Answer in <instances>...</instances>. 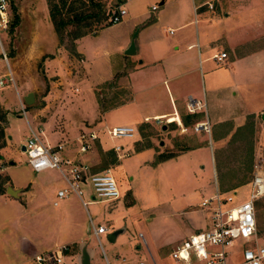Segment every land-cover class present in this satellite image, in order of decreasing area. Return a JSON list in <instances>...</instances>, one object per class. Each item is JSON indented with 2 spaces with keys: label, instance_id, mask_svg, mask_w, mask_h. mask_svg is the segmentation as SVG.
Returning a JSON list of instances; mask_svg holds the SVG:
<instances>
[{
  "label": "rangeland",
  "instance_id": "rangeland-1",
  "mask_svg": "<svg viewBox=\"0 0 264 264\" xmlns=\"http://www.w3.org/2000/svg\"><path fill=\"white\" fill-rule=\"evenodd\" d=\"M67 1H75L76 6L83 4V10L94 15L81 22L78 29L70 28L75 32L89 31L74 41L76 54L66 48L71 45L68 37L64 45L58 47L48 21L46 0H12L20 22L9 31L14 15L9 4V21L6 26H0V76L6 77L10 70L13 77V81L0 89V127L3 129L0 178L4 179V186L8 178L19 187L33 182L40 186V190H34L35 203L29 204L26 195L12 199L0 197V264H34L33 257L22 250L23 244L37 246L41 240L53 239L69 242L76 237L92 251L93 264H107V261L110 264H125V261L126 264L139 261L143 264H184L175 261L170 252L198 229L209 228L211 204L202 206V199L213 194L214 187L221 193L236 189L233 203L249 197L250 185L247 184L255 159L264 160V120L261 115L246 114L257 108L264 98V93L260 92L264 89V68L254 62L247 71L248 64L244 63L234 76L225 63L218 64L210 57L201 62L206 97L210 107L213 104L212 117L216 119H211L215 123L211 131L212 149L204 130H195L196 123L178 135L172 127L163 130L161 123L150 121L137 126L138 134L134 139L110 138L106 128L137 125L136 121L141 124L139 114L167 106H163L168 102L160 96L164 92L160 85L151 92L153 101L147 102L145 98L139 104V111L132 106L109 109L129 99V90L124 87H128L131 80L136 86L149 79L160 81L164 77L161 65L183 58V49L176 52L173 45L180 33L176 28L179 24L173 18L153 22L151 15L146 14L152 3L159 8L160 0H132L124 4L125 8L118 4L120 0H102L101 8L91 6L89 0ZM119 8L126 9L127 15L116 23L109 22L110 14ZM166 29H172V34ZM55 45V52L50 53ZM132 47L134 53L128 54L127 50ZM261 64L264 67V62ZM140 65L143 70L136 71ZM189 65L188 62L166 73L170 76L186 70V74L168 85L172 87L177 83L182 92L199 97L191 90L201 83L197 74H187L191 69ZM235 79L239 86L231 85ZM28 92L34 94L30 104H26L23 97ZM20 102L24 104L25 114ZM233 122L237 123L236 127ZM29 123L44 129L46 143L55 145L60 139L69 141L63 155L70 146L77 149L76 138L86 131L85 127L98 129L104 148L123 145L129 149L125 158L108 164L120 192L119 198L95 202L89 195L91 191L88 193L82 184L83 199L89 202L86 207L72 195L59 206H53L57 188L63 180L55 169L37 173L28 164L21 146L30 135ZM198 134H204V145L196 146L201 140ZM93 152L89 153L93 162L99 163L100 158L102 161L103 156H109L97 149ZM82 154L73 150L74 158ZM5 165H8L6 173L2 171ZM242 182L245 183L240 184ZM63 210L80 223L77 235L69 237L68 225L61 231ZM256 217L258 230L263 231L264 197L257 201ZM89 218L95 225L109 228L107 233L100 235L101 244L90 234ZM113 232L117 234L110 241L108 236ZM65 245V262L72 264L77 257H73V253L80 256V249L75 244ZM243 247L236 241L227 248L230 263L240 259ZM190 264L202 263L193 258Z\"/></svg>",
  "mask_w": 264,
  "mask_h": 264
},
{
  "label": "crops",
  "instance_id": "crops-1",
  "mask_svg": "<svg viewBox=\"0 0 264 264\" xmlns=\"http://www.w3.org/2000/svg\"><path fill=\"white\" fill-rule=\"evenodd\" d=\"M131 1L132 0H123V1L120 0L119 3L120 5L124 7L125 3L131 2ZM153 4L154 3H152L151 7L147 9L146 11V14L151 15V20L153 22H160V21H163L164 19L173 18L174 22L179 24L176 28L180 30V33L174 38L173 45H174V49L176 52H179V48L183 49L184 51L182 55L183 58L180 59L179 61L178 60L170 61L165 65H161L160 70L164 77L160 78V81H154V79H149L146 82H143V85L137 84L136 86L132 82L133 80H131L128 87L126 86L124 87L122 85V87L129 90V95H130L129 99L125 102H121V103L119 102L109 107V109L132 106V107H135L136 111H139L140 110L139 104H141V102L145 98H147V102L153 101L151 98L152 90L156 89L157 86L163 85L164 92L163 94H160V96L162 95L163 98L165 99L164 101L168 102L167 104L165 103L163 106H166V105L167 106L166 107L161 106V108L154 109L153 111L139 114L138 118L142 117L141 120L143 122L140 120L141 124L137 123L138 121H136L135 124L137 125H127V126H133L137 128V126L139 125L148 123L150 121H154V122H157L158 124L161 123L162 125L160 127L163 130H167L166 127L170 126L173 128L174 131H176V133H178V135H181L183 131H187L189 129V126L191 124L204 122L207 124L209 131H206L204 129H202V131L204 130L203 132L207 134V141L210 138L209 146L212 149L213 143H211L210 141L211 135H212L211 131L214 128L215 123L211 121V119L214 121L216 119L212 117V113L214 114L213 104H212V107H210L207 97H206V89H205L206 87H205V82H204L205 73H204L203 66L200 64L201 62L203 63V61L207 60L210 57L211 59L216 61V63L218 64L222 65V63L223 64L225 63L224 65L226 68H228L227 70H229V72L232 73L234 76L237 72V68L244 65V63L248 64L247 71L249 70V68H251L249 66L253 64L254 62H256L255 64H259L261 68H264L261 64V62H264V60H262L264 59V0H160L159 5L161 6L159 8L156 7L155 10L152 9ZM189 13L191 17L189 16ZM48 21L49 23H51V21L49 20V17H48ZM107 26L109 25L103 26L102 28L107 27ZM166 32H168L169 34H172L173 30L166 29ZM55 47L56 45L53 46L52 50H49V52L50 53H52V51L55 52L56 50ZM220 52H226L227 57L221 61H217L214 58V55L219 54ZM210 53L211 55L209 56ZM203 56L205 57L203 58ZM4 58L7 61L6 55ZM188 62L190 64L189 66L191 67V69L187 71V74H191V73L197 74V77H199V80L201 83V85L197 84V86L193 90H191L195 95H199V97H194L191 92L188 94H186L185 92H182L181 86H178L177 83L176 84L174 83L172 87L168 85L169 82H173L174 80H177L178 77L181 76L182 74H186V70L184 73H179L175 75L171 74L170 76L166 75V73H170L172 70L176 69L179 66H182V65L185 66L188 64ZM135 70L141 71L143 70V68L140 65V67L135 68ZM152 73H150V77H153ZM237 81L238 79H235V83L231 82V85L232 86L238 85L236 83ZM248 84L251 85L250 82ZM260 92L264 93V89L260 90ZM30 93L33 95L31 98V102H30L32 103L34 100L33 92H28L23 97L25 100V98ZM189 96L195 98L201 104V107L195 110L194 112H190L188 110ZM18 98L20 100L19 95H18ZM252 98L254 100L257 99V97L255 98V96ZM263 112H264V98L262 99L260 104L257 106V108L249 110L246 115L247 116H251V115L253 116L261 115L262 116ZM136 118L137 117H135V119ZM171 118H176L177 121H171ZM233 123H234L233 126L236 127L237 123L236 122H233ZM84 129L86 131H83V132H87L92 129L97 130V139L92 142L91 149L82 154L78 151V147L77 149H75L70 146V148L67 149V152L64 153V156L75 159L78 162L85 164L88 167V171H90L92 174L102 172L106 168H111L109 167L108 164L115 163L116 159L120 161L123 158H125L122 156L118 157L121 154V152H116L114 150V146H117V145H114L108 148H104L102 146L100 139H99L98 129H96V127H85ZM173 130L171 129V131ZM137 134H138V129H137ZM137 134L131 139L136 138ZM43 135H44V129H43ZM198 137L201 140H198L199 142H198V145L196 146L204 145V140H202L204 138V134H201V135L198 134ZM63 141L65 140L60 139L57 141V143L63 142ZM136 142L137 140L134 141V144ZM120 146L123 147L124 151L130 152V150L127 148H124L123 145H120ZM93 149L94 150L97 149L99 150L101 154L105 153V155H109V156L107 158L103 156L102 161L100 158L99 163L93 162L92 161L93 157L89 155V153H94ZM21 150H22V146H21ZM73 150H75L77 154H82L81 157L76 158L77 157L76 156L74 158ZM113 158H114V161H113ZM212 164L214 168L215 165H214L213 158H212ZM7 168H8V165L3 166L2 171H5L6 173ZM48 170L50 169H46V170H43L37 173H42ZM59 176L61 177L60 174ZM7 180L8 181H7L6 189L7 187H11L14 190H18L17 196L26 195L27 202L29 204L31 202L35 203L36 199L34 198V196H36V193L34 192V190L35 189L40 190V186L38 184L36 185V182L31 183L27 187H19V186L12 184L9 178ZM60 180H63L62 177L60 178ZM63 182L61 185H59L57 190L63 187V184H64ZM32 184H35L36 188L32 187ZM85 187H86L85 190L88 191L89 193L91 191L89 188V185L85 184ZM232 190H235V189H232ZM214 192H215V187H214ZM89 195L91 196L90 193ZM72 196L76 197L74 195ZM0 197H3L4 199L16 198L8 194L6 191L5 193L0 194ZM54 200H56V197ZM62 200H60L59 203ZM57 206H59V204ZM61 216L64 218L63 227L61 231L63 232L68 225L69 233H70L69 237L77 235L80 229L79 227L80 223L77 222V218L73 217L72 214L66 215V212L64 210L62 211ZM66 217H67V220H66ZM65 222L67 224H65ZM208 226L210 227V223L208 224ZM197 231H199V229ZM79 238L77 239L76 237V238L71 239L69 242L65 241L61 243L58 241V239H53L49 242L41 240V242L37 243V246L36 244H32V243L23 244L24 246L22 247V250L24 251L25 254H28V256L34 257L35 254L55 250L57 247L61 245L75 244L80 249V256H78V254L76 253H73V257L74 256H77V257H75L71 263L81 264V251L83 247L86 246L90 254V264H93L92 251L83 242H79ZM66 257L67 256L65 252V261H66ZM123 263L126 264V261ZM139 263L140 261L137 264ZM107 264H110V263H108L107 261Z\"/></svg>",
  "mask_w": 264,
  "mask_h": 264
},
{
  "label": "built area",
  "instance_id": "built-area-1",
  "mask_svg": "<svg viewBox=\"0 0 264 264\" xmlns=\"http://www.w3.org/2000/svg\"><path fill=\"white\" fill-rule=\"evenodd\" d=\"M156 9V5L152 6ZM127 14L126 9L119 8L113 11L110 17L112 23L121 20ZM9 0H0V26H6L9 21ZM5 57V54H3ZM227 57L226 52L215 54L214 58L221 61ZM13 81L10 70L6 77L0 76V89ZM20 108L25 114V107L20 102ZM201 107L195 98L189 96L188 110L194 112ZM196 131L204 129L209 131L206 123H196ZM30 135L23 143V152L27 156V162L35 172L46 169H55L61 175L65 185L57 190L56 200L53 205L71 195L76 196L82 205L89 203L83 199L82 184H88L91 190V199L97 201H113L119 198L120 192L110 168L99 173H89L88 167L75 159L63 155L65 145L69 141L58 142L49 145L43 139V130L38 126L28 124ZM110 138H133L137 134V128L133 126H113L106 128ZM97 139V130L92 129L82 132L77 138L78 151L85 153L92 147V142ZM116 152H121L118 157L128 154L120 145L114 146ZM250 185L249 197L240 202L233 203L237 196V190L221 193L218 188L208 198L201 201L202 206L211 204L210 227L204 231H197L181 242L177 243L170 252L175 261L190 264L195 258L202 264H264V230L259 231L257 226V201L264 197V160L257 157L254 162ZM230 204L226 206L225 204ZM91 233L100 243V235L109 231L104 225H95L89 218ZM236 241L244 246L240 259L230 263L228 261L227 248ZM263 241V242H261ZM66 245H61L55 250L35 254L34 264H65ZM139 264H143L140 262Z\"/></svg>",
  "mask_w": 264,
  "mask_h": 264
},
{
  "label": "trees",
  "instance_id": "trees-1",
  "mask_svg": "<svg viewBox=\"0 0 264 264\" xmlns=\"http://www.w3.org/2000/svg\"><path fill=\"white\" fill-rule=\"evenodd\" d=\"M48 5V13L49 18L53 27V31L57 37V45L58 47L64 45L65 39L68 37L71 39L70 46L66 47L67 49L74 52L75 44L74 41L81 36L88 34L86 31L75 32L70 28H79L82 24L81 22L86 21V19L92 18L94 15L90 12L84 11L83 4L75 5V1H67V0H46ZM102 0H89L91 6L100 7L101 8ZM9 4L14 12L12 20L9 22V31H12L20 22V15L17 12L16 7L14 6L12 0H9ZM120 4V3H118ZM113 13V12H112ZM112 13L109 17L112 16ZM110 22V18H109ZM109 25V24H108ZM70 29V30H69ZM68 32V35H66ZM76 54V52H74ZM0 137H3V129L0 127ZM114 161V158H113ZM4 179L0 178V194L6 191V186H4ZM242 182L240 184H244ZM239 186V185H237Z\"/></svg>",
  "mask_w": 264,
  "mask_h": 264
},
{
  "label": "water",
  "instance_id": "water-1",
  "mask_svg": "<svg viewBox=\"0 0 264 264\" xmlns=\"http://www.w3.org/2000/svg\"><path fill=\"white\" fill-rule=\"evenodd\" d=\"M127 53L128 54L134 53V48L132 47L131 49L127 50ZM32 96L33 95L31 93L28 94V96L25 98V102L29 104L31 102ZM261 117L264 120V112L262 113ZM22 150H23V147H22ZM6 192L8 194H10L11 196L16 197L18 190H14L11 187H7ZM116 234H117V232L111 233L108 236L109 240L113 241L115 239ZM81 264H90V255H89V252H88L86 246H84L82 251H81Z\"/></svg>",
  "mask_w": 264,
  "mask_h": 264
},
{
  "label": "bare ground",
  "instance_id": "bare-ground-1",
  "mask_svg": "<svg viewBox=\"0 0 264 264\" xmlns=\"http://www.w3.org/2000/svg\"><path fill=\"white\" fill-rule=\"evenodd\" d=\"M171 121H177V119L176 118H171Z\"/></svg>",
  "mask_w": 264,
  "mask_h": 264
}]
</instances>
